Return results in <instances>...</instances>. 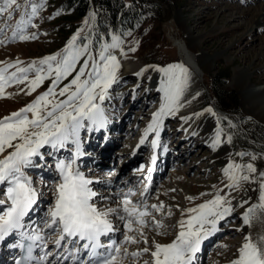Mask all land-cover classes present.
I'll list each match as a JSON object with an SVG mask.
<instances>
[{"label":"snow or ice","instance_id":"1","mask_svg":"<svg viewBox=\"0 0 264 264\" xmlns=\"http://www.w3.org/2000/svg\"><path fill=\"white\" fill-rule=\"evenodd\" d=\"M37 14L38 5L33 0H0V35L11 29L13 40L17 37L20 40L35 39V34L28 36L22 33L27 26H35L32 25V18ZM17 15L19 19L13 24ZM79 37L80 33L77 32L62 54L51 55L23 67L20 60L0 67V94L11 84L26 83V94L31 95L46 79L51 78L47 90L33 102L0 118V242L14 235L21 240L32 241L27 246L25 261L35 260L36 264H64L69 258L74 264H126V261L127 264H139V258L145 254L149 259L143 260V264H193L203 242L219 230L221 220L232 214L231 200L218 193L196 207L185 209L182 216L186 218L177 222L179 230L170 242L161 243L153 239L150 246L128 251L125 245H149L145 229L150 225H154L153 230L157 235H167L166 231H161L164 228L162 221L149 210L159 212L164 204L149 205L147 187L140 194L143 199L135 202L131 199L135 195L131 189L121 194L119 199L100 195L90 187L94 181L80 171L77 164L83 155L80 133L82 129L91 131V126H102L106 122L101 104L106 99L108 89L117 82L120 68L119 60L109 49L119 48L121 39L112 36L113 42L102 46L97 59L89 47L91 40L78 47L76 41ZM3 43L5 40H0V44ZM78 63L80 66L77 68ZM9 68L16 70L9 73ZM159 71L164 72L167 78L160 88L164 92L165 102L153 115V123L149 124L144 138H147V133L154 132L157 139L152 140L153 147L158 144L162 118L174 115L181 106L179 99L187 82L188 69L183 65H169L167 69ZM30 73L35 74L34 78H29ZM70 76L72 78L68 83L57 91L61 81ZM144 139L140 144L144 143ZM228 141L231 142V137ZM219 143L217 133L212 146L216 147ZM41 149L46 151L42 152ZM62 150H68L69 156L56 160L59 180L55 184L54 203L50 202L51 206L39 221L40 226L32 229L31 233L26 232L24 229L32 228L36 223L31 220L30 213L36 211L39 196L27 170L47 167L46 163L40 164L39 161L46 156H55ZM237 155L256 159L246 152ZM155 159L153 156V163ZM148 171L150 173L152 169ZM257 171L252 163L229 162L223 169L229 181L225 187L238 188L241 181L258 182L260 203L246 210L243 215L245 225L251 223L250 214L256 207L264 209V171L258 175ZM107 200H111L116 207L98 206V201ZM245 204H248V200L240 202L241 207ZM110 217L121 222L122 228L114 226V220ZM116 232L121 234L122 241L117 242L110 236ZM102 237L108 238L107 244L102 242ZM49 244L54 248L49 250ZM34 246L40 247L43 255L34 257ZM14 247L23 249L24 244L18 242ZM84 253L87 260L81 259L80 254ZM49 257L52 259L49 260ZM129 257L131 260H128ZM229 264H264V235L253 241L251 235L246 234L237 255Z\"/></svg>","mask_w":264,"mask_h":264},{"label":"rangeland","instance_id":"2","mask_svg":"<svg viewBox=\"0 0 264 264\" xmlns=\"http://www.w3.org/2000/svg\"><path fill=\"white\" fill-rule=\"evenodd\" d=\"M33 2L38 5V14L32 18V25L35 26H27L22 34L28 36L35 34L36 38L20 40L17 37L13 40L11 39V29L4 35H0V40H5V43L0 44V67H3L5 63H14L16 60L22 61L23 64L21 67H23L33 61L38 62L45 57L62 54L71 40V36L73 37L77 32L80 33V37L76 41L78 47H82L84 43L89 42L91 34L86 32V23L78 25L77 22L76 25H69V23L65 22L66 19L63 18L60 9L50 3L49 0H33ZM260 10H264V0H155V4L150 8L148 19L142 26L135 32L122 37L120 36V46L124 53L132 57L140 58L144 69L140 75L117 77V82L112 84L111 88L108 89L106 99L101 104L104 113L109 115L108 117L106 116V119L112 123V126L115 125V127L108 130L107 140L105 139V133H101L102 131L97 134H92L90 138L96 142V146L100 143L106 144L110 141L108 136L111 135L114 136L116 134L114 136L116 140L112 143L111 141L110 143L108 142L111 147H108L104 152L102 151L104 156H100L101 151L99 147L97 149L98 155L101 157V162L105 159H112V161H107L108 166L106 170L99 172L101 174L99 176L103 178L109 177L107 180H112L116 174L117 176L121 175L118 173V170H120L124 178L127 173H136L133 171H139L142 174L150 158L156 152L152 145V140L157 139L154 132L147 134V138L144 139L143 144H140L136 140L140 139L144 129L152 122L155 110L159 108L161 102V95L158 92L159 87L149 90L148 84L150 83L152 75L154 72L159 71V69H167L169 65H177L180 61L179 46L183 44L182 42L188 35L187 31L182 28L181 23L183 20L186 21L191 36L201 34V50H205L210 54L215 52L221 53L213 61L210 69L205 71L189 69L187 72V81H189L186 82V87L192 86L200 90V95L195 100L194 109L197 111L211 109L220 120L222 130L228 133V138L231 137V142L227 140L231 151H229L228 163H252L258 170L257 175L259 172L264 171V142L261 144L262 142L260 143L259 140L251 137L245 129L246 123L249 126L251 122H260L262 124L264 122L262 119L260 120L247 113L241 103L240 90L232 85L235 69L239 66L247 65L251 66V82L257 85H264V26L260 27L257 24V26L255 25L259 15L258 11ZM18 19L19 16L17 15L13 20V24ZM260 20L264 21V16H261ZM114 35L118 36L110 32L109 38L106 40L102 39L100 43L97 40L91 41L89 47L97 59L102 46L111 44L113 42L112 36ZM132 48L136 50L131 51L130 49ZM228 58L231 59L229 62L227 61ZM83 59L84 57L81 58V62ZM79 66L78 63L77 68ZM15 70V68H9L8 72L11 73ZM34 75V73H30L29 78H34ZM71 78L70 76L62 80L57 87V91L64 84L68 83ZM161 78L165 80V74ZM214 80L219 82L222 89L231 91L235 97L234 101L228 104L226 110L223 111L226 115L225 120L224 117L217 113L216 107L213 105L212 96L210 95V85ZM50 83L51 78L46 79L31 95L26 94V83L12 84L6 87L4 93L0 94V118L8 116L13 110H19L23 106L33 102L38 95L47 90ZM159 86H162L161 82H159ZM21 89H25V91H21ZM57 99L64 98L57 97ZM124 101L128 105L135 101L138 103V107L125 109L123 107ZM119 116L124 120L123 124L122 122H118L120 120ZM129 123L133 124L129 127ZM180 123L181 120L174 116L166 117L162 120L160 129L161 137L158 140L162 139L161 147L166 152H170L169 158L172 157V138L177 141L182 138L184 133L180 128ZM163 127H167V130L164 131ZM168 130L170 131L169 135L167 134ZM81 131L86 130L82 129ZM127 132L130 135L127 140L129 144H132V147L128 148L125 145L128 151L122 154L121 148L123 141L121 138L118 139L116 137L118 134L124 137ZM87 133L89 136L90 131L82 133L84 140H87ZM82 134L80 133V136ZM103 137L104 139L101 140ZM83 139L81 137V140ZM195 139L198 141L195 144H200L204 140L201 137ZM241 139L243 142H241ZM82 143L84 144V141ZM243 143L246 144L244 145ZM136 148L137 150H135ZM94 149V146L92 147L88 144L84 146V151L87 153L95 152L96 149ZM134 150L137 154L134 153ZM131 151H133L132 154L130 153ZM240 152L254 155L256 159L252 160L251 156L242 158L237 155ZM133 158L135 160L134 162L131 160L129 164H125V166L121 165L122 162L120 160L124 159L123 162L125 163V161L128 162L129 159ZM48 159L50 161L47 164L48 166L45 167V170H49L50 174L54 173L55 176L48 174L49 176L43 179L44 174L42 172L36 173L40 185L39 190L42 189L40 195L41 197L43 195L42 200L44 199L42 201V210L44 213L51 206L50 202L54 203V189L55 184L58 182V176L56 175L58 172L53 169L55 167L54 157L50 156ZM201 160L205 165L201 168V172H195L198 168L197 165L190 169L186 162L181 165L184 170L180 172V168L174 166L175 163L170 159L169 162L172 161L171 164L169 165L166 162L165 170L159 174L158 178H160L157 182H154V175L149 177L152 180L153 186L149 195L146 197L147 203L152 205L162 202L164 208L160 212L163 213V216L159 220L162 222L164 219L169 220L171 226L176 228V230H179L177 222L182 218H186L182 216L183 210L196 207L212 199L218 193L221 194L228 189H232L225 187L229 183L223 172V169L228 164L227 162V164L222 166L219 163L209 165V160H207L206 156H201ZM87 166L90 165L83 163L81 168L84 169ZM101 168L102 166H98L95 170L98 171ZM172 169L175 173L177 172V177L174 175V171L172 175ZM85 171L89 173L87 174L88 176L95 174L94 170H90V168L85 169ZM109 172H116V174L111 176V174H108ZM141 174L138 176L136 174L137 180L142 178ZM99 176L96 177L97 180ZM117 178L113 180L114 183L117 182L115 185L111 184L108 187L98 186L95 187V190L103 196H108L107 194L110 196L116 195V193H113V190L116 191L118 188H121V182L118 183ZM182 179L184 180V184L178 185L177 181ZM248 183L241 181V186L237 193L238 196L236 197L237 201L248 200L249 195L252 196L255 183H252L253 191L247 186ZM34 184L36 186L38 185L36 180H34ZM171 184L172 186L170 187ZM140 187H143V182L140 184ZM115 197L118 198L117 195ZM189 197L193 199H189ZM101 203L99 207H111L114 205L111 200L102 201ZM244 206L234 209L228 217V220L234 221L236 226H242V228H235L236 226H233L232 222L230 224L219 222V231L211 235L210 239H206V242H203V255L205 249L207 251L203 260L198 264H229V261L235 258L238 248L244 242V236L248 233L249 226L251 225L244 226L242 218L239 220ZM149 210L153 214L155 213L154 209ZM169 212L171 213L170 215ZM150 227L152 228L154 225ZM148 238L150 244L152 241L150 239L151 236L149 235ZM118 239H121L120 233L118 234ZM209 240L211 241V247L208 246ZM132 245L141 246V244H129L127 248L129 252L137 250V248L133 249L131 247ZM201 251L196 254L195 259L200 256ZM147 257L149 259L148 255ZM128 260H131V257Z\"/></svg>","mask_w":264,"mask_h":264},{"label":"bare ground","instance_id":"3","mask_svg":"<svg viewBox=\"0 0 264 264\" xmlns=\"http://www.w3.org/2000/svg\"><path fill=\"white\" fill-rule=\"evenodd\" d=\"M263 11L264 10L258 11L259 15H258V18H257L256 23H255V25L257 24L260 27L264 26V21H262V20L259 21L261 16H264ZM181 25H182V28L187 31L188 35L186 36L185 40L182 42L183 44H181L179 46L180 61L177 63V65H183L188 70L189 69H198V70L205 71V70L210 69L212 67L213 61L218 56H220L221 53L215 52L213 54H210V53L206 52L205 50H201V41H200L201 40V34L199 33V34H194L191 36L185 20H183ZM109 52H111V54H113V55H116L117 59L120 62V68L117 72V77L137 75V74L140 75L142 73L144 68L142 67V60L140 58L126 55L124 53L123 49L121 48V46L117 49H109ZM230 60H231L230 58L227 59L228 62ZM162 75H164V72H161V71L154 72V74L152 75V77L150 79V83L148 84L149 90L156 89L159 87L158 92L161 95V102H160L159 108L155 110V113L159 112L160 108L162 107V105L165 102L164 101V92L160 91L161 86H159V82L162 83L167 78L165 77V80H163L161 78ZM250 78H252L251 66L250 65L241 66V67L239 66L234 71V76L232 78V85L234 87H237L240 90V92H241V103H242V106L247 111V113H249L250 115H252L256 118H259L260 120L262 119L264 122V85L263 84L257 85L256 83H252ZM199 95H200L199 89L193 88L192 86L186 87V83H185L183 85V91H182V94H181L180 99H179V104L181 106L178 108V110L175 112L174 115H167V116L162 118V120H163L166 117L174 116L175 118H178L179 120H181L180 128H181L182 132H184V133L182 135V138H180L177 141L174 138H172V140H171L172 146H173V148L171 149L172 157L169 158V161H170V159H172L173 162L175 163L174 166L180 168V172L184 170V168L181 166L184 162H186L188 164L190 169H191V167H195L197 165L198 168H197V171H195V172H201V168L205 166L203 161L201 160V156L207 157V160H209V165H212V164L215 165V164L219 163L220 165L223 166V165L228 163L229 154L231 152L229 149L230 148L229 142L227 141L228 140V133H226L224 130H222V128L220 126V120L217 118V115L211 109H210L211 111H208L209 109H205L202 111H197L196 109H194L195 100L199 97ZM135 101L129 105L124 101L123 107L125 109H128L130 107L137 108L138 103ZM29 115H31V114H29ZM119 118H120V116H119ZM184 118H189V119L185 120ZM106 121L107 122H105L102 125V127L99 125L92 126L93 129L90 131L89 136H88L87 144L94 146L96 149V153H97V156L95 153L94 157H92L94 160V164H95L94 170L96 167L103 166L104 164H106L107 161L108 162L112 161V159H108V160L105 159L104 161L101 162L100 156L101 155L104 156L102 154V151L104 152L107 150L108 147H111V146H109L108 142L110 143V141H111V143H112L113 141H115L116 139L114 138V136H116V134L114 136H112V135L108 136V139L110 141H108L106 144L100 143L98 146H96V142H94V140L92 138H90L92 133L97 134V133H100L101 131L108 133V130L115 127V125L112 126V123L108 122L107 119H106ZM118 122L119 123L122 122V124H123L124 120L120 118V120ZM151 123H153V120ZM131 124H133V123H131ZM131 124L130 123L128 124L129 127ZM147 128L144 129L143 134L140 137V139L136 140V141L140 142L142 139L145 138V133H146ZM160 129H161V127L158 129V131H160ZM129 130H130V128H129ZM163 130L164 131L167 130V127H163ZM128 132H127V134L124 135V137L121 134H118V136L116 137L118 139L121 138L123 141V145L121 148L122 154L127 152L129 147H132V144H129V142L127 140L130 137ZM217 132H219L220 143L216 147H213L212 142L216 139ZM149 133H152V132H149ZM149 133H147V134H149ZM167 134L168 135L170 134L169 130H168ZM81 137L82 136H80V138ZM194 137L198 138V139L201 137L204 140L202 142H200V144H195L198 141ZM125 138H126V140H125ZM82 141L83 140H81V143H82ZM107 144H108V146H107ZM115 144H117V143H115ZM125 145H127L128 148H125ZM82 147H83V143L81 144V150H82ZM98 147H99V150L101 151L100 152L101 154H99L97 151ZM195 149H196V151H195ZM9 151H11V149H9ZM41 151H43V149H41ZM132 152L133 151H131L130 153L132 154ZM62 154H63L62 155L63 157L69 156V153L67 152V150L66 151L64 150V152ZM164 155H166V154H164ZM85 159H86V156L83 154L82 156H80L79 160L77 161V164L79 165V163ZM156 159L159 160V158L157 156H156ZM123 160H120V161L123 162ZM131 160L133 162L135 161L133 158V159L128 160V162L125 161V163L123 162L122 164L121 163L120 164L125 166V164L126 165L129 164V162ZM119 162H117V163H119ZM171 162H169V163H171ZM120 164H118V165H120ZM150 164H151L150 167L152 168L153 160L150 161ZM150 164H148V165H150ZM173 171L174 170L172 169L171 170L172 175H173ZM118 173L121 174V182L127 183L128 185H131V186L135 183V180L137 178L136 173H127V174H125V178L123 177L120 170H118ZM176 174H177V172L175 173V171H174V175L177 177ZM96 177L97 176H95V178ZM95 178L89 177V179H92L94 182H95ZM96 180H97V178H96ZM183 181H184L183 179L178 180L177 184L183 185L184 184ZM104 182L107 184L111 183V182L114 183L113 180H106ZM171 186H172V184L170 185V187ZM247 186L249 187L250 190L253 191V188H252L253 184L251 182H249L247 184ZM239 188L240 187L235 188V189H233V188L228 189L227 191H224L223 193L220 194V195L226 196L227 199L231 200L233 210L238 209V207H240V202L237 201V198H236L238 196L237 193H238ZM121 192H123V189L117 191L118 194ZM113 193H116V192L113 191ZM252 193H253L252 196L249 195L250 197L248 198V204H246L244 206V209L241 212V216H240L239 220L241 218L243 220V215L250 206L258 205L260 203V201L258 200V195H259L258 182H256L254 184V191ZM116 195H111V196L115 197ZM131 199L135 202V201H138V200L143 199V198L141 197L140 194H138V195L132 196ZM234 202H238V203H234ZM113 207H116V206H113ZM33 214L34 215L37 214V210L34 211ZM154 214H155V216H157V219H160L163 216V213L160 211L159 212L155 211ZM30 217H31L32 221L36 222L32 225V228H30V229L38 228L40 226L38 224L39 216L37 215L36 218L34 216H30ZM228 217H226L224 220H221L220 223L223 222V223L230 224L232 222L233 223L232 225L236 226L234 221L228 220ZM110 218L114 220L115 224H117L116 222H118V221L115 220L114 217H110ZM250 221H251V223H250L251 225L249 226V231H250L251 238L253 241H257L261 235H264V209L256 207L255 210L250 214ZM162 223L164 225V228L161 231H166L167 235H157L156 232L153 230L154 227H152V228L150 227L148 229H145V232H146L147 236H149V235L151 236L150 239H152V240L155 239L161 243H167V242H170L172 239L175 238V234H176L175 232H177L178 230H176V228H173L171 226V224L169 223V220H167V219H164V221ZM244 226H246V225L244 224ZM238 227L242 228V226H236L235 228H238ZM218 228H219V226H218ZM249 231L247 234H249ZM110 236H112V234H110ZM150 245H151V242L149 245H144L143 243H141V246L132 245L131 247L133 249H136V248L138 249V248H142V247H146V246H150ZM203 247H201L202 260L205 257L204 256L205 254L203 255V249H202ZM52 248H54V246L49 244L48 249L51 250ZM198 258L194 259V262L197 261V264L201 262V261L199 262ZM51 259L52 258L49 257V260H51ZM146 259H148L147 255H143L142 257H140L139 258V264H143V260H146ZM65 261L70 262V263H74L73 261H71V258H69V260H65ZM126 264H127V261H126Z\"/></svg>","mask_w":264,"mask_h":264},{"label":"trees","instance_id":"4","mask_svg":"<svg viewBox=\"0 0 264 264\" xmlns=\"http://www.w3.org/2000/svg\"><path fill=\"white\" fill-rule=\"evenodd\" d=\"M62 12L65 22L69 25L86 23V32L91 34L90 40L109 38L110 32L119 37L137 31L148 19L150 8L155 0H49ZM64 28V27H63ZM66 29V28H65ZM68 29V28H67ZM210 95L213 103L221 109L234 101L235 97L229 90L220 87L218 81H212ZM245 124L248 134L264 142V124L251 122ZM242 141V139H241ZM243 142V141H242Z\"/></svg>","mask_w":264,"mask_h":264}]
</instances>
